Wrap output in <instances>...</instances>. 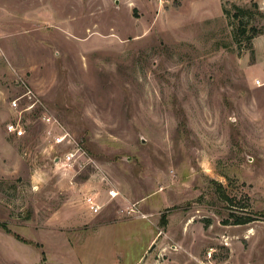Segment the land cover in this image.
<instances>
[{"label": "rangeland", "instance_id": "obj_1", "mask_svg": "<svg viewBox=\"0 0 264 264\" xmlns=\"http://www.w3.org/2000/svg\"><path fill=\"white\" fill-rule=\"evenodd\" d=\"M0 222V264H264V0H0Z\"/></svg>", "mask_w": 264, "mask_h": 264}, {"label": "built area", "instance_id": "obj_2", "mask_svg": "<svg viewBox=\"0 0 264 264\" xmlns=\"http://www.w3.org/2000/svg\"><path fill=\"white\" fill-rule=\"evenodd\" d=\"M12 105L13 106L17 105L16 99H14L12 101ZM47 120H49V118H47ZM7 130L8 131H17L18 133L21 132V128L17 129V126H15L12 123H9L7 125ZM54 143H56V144L57 143H63V144L69 145V149L67 151H65L61 156H56L58 162L70 165L77 159V157L82 155V152H81V150L79 148V145L77 144V142L67 132H64L62 134L56 135L54 137ZM107 192H108V195L110 197H112V198L115 197L118 194V191L115 190L114 188L108 189ZM85 202H86L87 207H88L87 209H88V211L90 213H97L99 211L100 207H101L94 200V197L90 196V195L85 197ZM135 211L136 210H135V208L133 206L127 208V213L128 214L134 213ZM139 216L146 218V215L143 214V213H140Z\"/></svg>", "mask_w": 264, "mask_h": 264}, {"label": "trees", "instance_id": "obj_3", "mask_svg": "<svg viewBox=\"0 0 264 264\" xmlns=\"http://www.w3.org/2000/svg\"><path fill=\"white\" fill-rule=\"evenodd\" d=\"M234 8H236L237 10H238V13H241L240 11H243L244 10V8H239V7H234ZM237 12L236 13H234V17H237L238 18V14ZM244 32V30H242V33ZM257 33V30L253 27L252 28V36L253 35H255ZM217 191H218V194H219V196L221 197V199L223 200V201H225V202H227L228 201V196L224 193V191H223V189H222V186L219 184V183H217ZM230 215L234 218V223L235 224H242V223H247V222H249L250 220H252L253 218H251V217H242V216H238V215H236L234 212H230ZM0 227H2V228H4L5 230H7V228H6V226L4 225V224H2L1 222H0ZM8 231V230H7ZM22 240V239H21ZM22 241H24V242H28V241H26V240H22Z\"/></svg>", "mask_w": 264, "mask_h": 264}, {"label": "crops", "instance_id": "obj_4", "mask_svg": "<svg viewBox=\"0 0 264 264\" xmlns=\"http://www.w3.org/2000/svg\"><path fill=\"white\" fill-rule=\"evenodd\" d=\"M137 217L139 218V216H137ZM140 218H141V217H140ZM150 223L153 224V225H155V222H154V221H150ZM154 227L157 229L156 225H155ZM158 233H159V232L157 231V233H155V235H154V236L148 241L147 246H146L145 250L143 251V253H145V252L147 251V248H148L149 245L154 241L155 236H156Z\"/></svg>", "mask_w": 264, "mask_h": 264}, {"label": "water", "instance_id": "obj_5", "mask_svg": "<svg viewBox=\"0 0 264 264\" xmlns=\"http://www.w3.org/2000/svg\"><path fill=\"white\" fill-rule=\"evenodd\" d=\"M57 161V158H55V162Z\"/></svg>", "mask_w": 264, "mask_h": 264}]
</instances>
